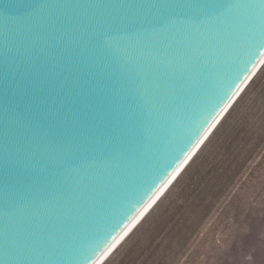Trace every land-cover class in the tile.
Segmentation results:
<instances>
[{"label":"water","instance_id":"obj_1","mask_svg":"<svg viewBox=\"0 0 264 264\" xmlns=\"http://www.w3.org/2000/svg\"><path fill=\"white\" fill-rule=\"evenodd\" d=\"M184 2L0 0V264H102L264 64V0L120 7ZM106 31L110 47L94 60L83 49L71 63L59 54L69 37L98 49ZM121 73L158 106L151 135L133 137L132 158L67 171L60 199L51 200L44 172L39 193L6 197L5 186L28 175L12 160L21 144L26 154L41 142L75 148L80 167L95 154L90 145L123 136L136 99L122 91Z\"/></svg>","mask_w":264,"mask_h":264},{"label":"rangeland","instance_id":"obj_2","mask_svg":"<svg viewBox=\"0 0 264 264\" xmlns=\"http://www.w3.org/2000/svg\"><path fill=\"white\" fill-rule=\"evenodd\" d=\"M104 264H264V66Z\"/></svg>","mask_w":264,"mask_h":264},{"label":"snow or ice","instance_id":"obj_3","mask_svg":"<svg viewBox=\"0 0 264 264\" xmlns=\"http://www.w3.org/2000/svg\"><path fill=\"white\" fill-rule=\"evenodd\" d=\"M120 7L186 8L203 11L221 6L212 2V0H186L184 3L176 4L120 5ZM109 31L101 34L98 49H89L83 38L69 37L66 46L59 54L71 63L74 55L77 54V50L83 49L81 54L91 53V56L86 57V59L94 60L97 56L106 53L108 47H110L105 39ZM46 47L50 49L49 45H46ZM123 76V73L119 76L121 78L122 91L128 99L130 96H134L136 99L135 108L127 114L123 136L115 144L98 142L95 145H90L91 151L95 154L88 157L83 156L84 163L80 167L72 166L71 163L70 158L76 153L75 148H49L41 142L35 147L36 152L26 154V145L21 144L16 150V155L12 156V160L21 172L28 170V175L24 176L23 183L6 185L3 193L6 197L15 198L22 191L39 193L41 190V177L39 174L44 172L47 174L46 184L52 190L50 192L51 200L60 199L64 195L62 178L67 171L79 172L82 167L109 170L117 163L128 161L132 158V151L135 148L133 137L139 136L141 140H145L148 135H151V124L157 113L158 106L150 97L144 96L139 89L135 91L129 90L123 80ZM28 145H31V142ZM141 147L142 144L140 145ZM140 148L136 149L137 154H139ZM36 153L40 154L39 160L32 158ZM51 200H39L38 203L42 207H48Z\"/></svg>","mask_w":264,"mask_h":264},{"label":"bare ground","instance_id":"obj_4","mask_svg":"<svg viewBox=\"0 0 264 264\" xmlns=\"http://www.w3.org/2000/svg\"><path fill=\"white\" fill-rule=\"evenodd\" d=\"M262 64V63H261ZM263 66H264V64L262 65V66H260L261 68L260 69H258L257 71H255V73L251 76V78H250V80H249V83H246L245 84V88L243 89V91L240 93V94H238L236 97H235V99L232 101V103L229 105V109H226V113H225V115L223 116H221L220 117V119L217 121V123L215 124V126L212 128V130L209 132V134L206 136V138L203 140V142L199 145V147L196 149V151L193 153V155L190 157V159L187 161V165L185 166H183V168H182V171H179V172H181L177 177H176V179L168 186V187H166V188H168L162 195H161V197L159 198H157V200L152 204V206L147 210V212L141 217V219L133 226L134 227V229L128 234V236L118 245V247H116L115 249H114V251L112 252V253H109L110 255H108L107 256V258L105 259V260H103L101 263L102 264H104L112 255H113V253L115 252V251H117V249L123 244V242L133 233V231L140 225V223L145 219V217L153 210V208L159 203V201L170 191V189L172 188V186L176 183V181L179 179V177L185 172V170L188 168V166L192 163V161L195 159V157L197 156V154L203 149V147L205 146V144L208 142V140L210 139V137L213 135V133L217 130V128L219 127V125L223 122V120L225 119V117L227 116V114L231 111V109L233 108V106L236 104V102L240 99V97L242 96V94L247 90V88L249 87V85L251 84V82L254 80V78L256 77V75L259 73V71L263 68ZM228 110V111H227ZM223 113V114H224ZM132 227V228H133ZM131 228V229H132ZM113 250V249H112ZM111 250V251H112Z\"/></svg>","mask_w":264,"mask_h":264},{"label":"trees","instance_id":"obj_5","mask_svg":"<svg viewBox=\"0 0 264 264\" xmlns=\"http://www.w3.org/2000/svg\"><path fill=\"white\" fill-rule=\"evenodd\" d=\"M255 78H256V77H255ZM253 81H254V80H253ZM253 81H252V82H253ZM252 82H251V83H252ZM249 86H250V85H249ZM188 167H189V166H188ZM179 178H180V177H179ZM172 187H173V186H172Z\"/></svg>","mask_w":264,"mask_h":264}]
</instances>
